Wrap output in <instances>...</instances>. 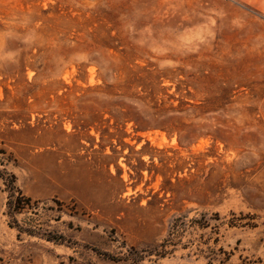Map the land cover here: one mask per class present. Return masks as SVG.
I'll use <instances>...</instances> for the list:
<instances>
[{
  "label": "rangeland",
  "instance_id": "1",
  "mask_svg": "<svg viewBox=\"0 0 264 264\" xmlns=\"http://www.w3.org/2000/svg\"><path fill=\"white\" fill-rule=\"evenodd\" d=\"M0 174V264H264V0H0Z\"/></svg>",
  "mask_w": 264,
  "mask_h": 264
},
{
  "label": "trees",
  "instance_id": "2",
  "mask_svg": "<svg viewBox=\"0 0 264 264\" xmlns=\"http://www.w3.org/2000/svg\"><path fill=\"white\" fill-rule=\"evenodd\" d=\"M0 177L3 178V176ZM4 186L6 187L5 190L6 195V208L7 213H17L20 209L24 207V203L29 204L31 202V199L28 197H25L21 191V189L16 184V177L14 174H10L9 180L4 179ZM33 233V232H28Z\"/></svg>",
  "mask_w": 264,
  "mask_h": 264
}]
</instances>
